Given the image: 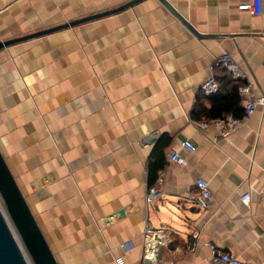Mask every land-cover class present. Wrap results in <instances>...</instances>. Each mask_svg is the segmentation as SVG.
I'll return each instance as SVG.
<instances>
[{
    "label": "crops",
    "instance_id": "1",
    "mask_svg": "<svg viewBox=\"0 0 264 264\" xmlns=\"http://www.w3.org/2000/svg\"><path fill=\"white\" fill-rule=\"evenodd\" d=\"M133 1L0 0V38ZM167 2L208 37L160 0H142L0 52V151L58 264H148L147 222L162 231L158 264H212L208 243L264 264V106L224 135L198 93L227 54L254 83L239 96L243 116L264 98V0L262 14L239 10L252 0ZM214 76L230 99L231 76L221 67ZM200 179L213 196L203 209L186 201Z\"/></svg>",
    "mask_w": 264,
    "mask_h": 264
},
{
    "label": "water",
    "instance_id": "2",
    "mask_svg": "<svg viewBox=\"0 0 264 264\" xmlns=\"http://www.w3.org/2000/svg\"><path fill=\"white\" fill-rule=\"evenodd\" d=\"M142 1L136 0L127 5L112 11L85 17L75 20L58 27L43 30L26 36L4 40L0 38V52L17 44H21L33 39H37L46 35L60 32L69 28H73L88 22L103 19L105 17L116 14L120 11L132 7L135 3ZM172 14H174L187 28L198 38L203 36L192 27L168 2L160 0ZM0 198L6 209V212L19 235L21 242L30 257L33 264H58L54 254L52 253L31 209L24 197L16 179L9 169L4 156L0 151ZM184 208V207H182ZM159 210V208H158ZM186 210V209H183ZM160 211V210H159ZM193 212V210H190ZM192 247L196 245L197 239L194 235L189 236ZM163 247L160 248L159 257ZM0 264H28L23 252L21 251L14 233L12 232L8 222L0 210Z\"/></svg>",
    "mask_w": 264,
    "mask_h": 264
},
{
    "label": "built area",
    "instance_id": "3",
    "mask_svg": "<svg viewBox=\"0 0 264 264\" xmlns=\"http://www.w3.org/2000/svg\"><path fill=\"white\" fill-rule=\"evenodd\" d=\"M239 10L248 11L251 14H262V0H252L251 3L243 4L239 6ZM224 68L226 72L231 76L234 81L242 83L238 88V94L241 98H250L252 96L254 90V83L249 80L248 76L242 72L240 66L236 64L232 58L225 54L219 58H216L214 63L212 64L211 70V78L206 81L200 88H199V95L204 97H215L220 92V86L214 76L216 68ZM258 106H264V98L254 99L248 101L246 103V111L242 118H235L230 115H222L221 117L215 119L213 123L217 126H221L225 124V128L223 130L224 135L229 134L231 132H235L242 123L246 122L256 111ZM181 148L188 150L191 153L195 152V147L187 142L182 141L180 143ZM170 160L176 163L179 166H186V160L180 156L178 152H174L170 156ZM158 198V191L155 188H151L149 190L147 201L153 203ZM213 199L210 187L208 182L203 179L197 181L196 184V191L189 192L186 195V201L191 204L196 205L197 207L203 209L206 208ZM251 196L249 193L242 196V201L246 204H250ZM0 210L4 214L8 225L10 226L16 241L24 254V257L28 264H33L30 257L28 256L19 235L17 234L7 212L3 205V202L0 198ZM109 221V220H108ZM162 235V231H157L152 229L150 222L146 223L144 236L147 240H150L147 248L144 252L143 261L148 264H158L157 256L161 240L159 237ZM154 236V238H153ZM206 246L210 250V261L212 264H244L242 263L235 255L221 251L217 248V246L213 243H208ZM170 264H178V263H170Z\"/></svg>",
    "mask_w": 264,
    "mask_h": 264
},
{
    "label": "trees",
    "instance_id": "4",
    "mask_svg": "<svg viewBox=\"0 0 264 264\" xmlns=\"http://www.w3.org/2000/svg\"><path fill=\"white\" fill-rule=\"evenodd\" d=\"M232 83H234L232 88V97L230 99H226L224 97H221V91L220 93L215 97H203L206 99H209L212 102V108L209 113V117L213 119H217L221 117L222 115H230L235 118H242L243 113L240 109V97L238 95V88L242 84L240 82H235L231 80ZM232 100V101H231ZM227 101L229 103H227ZM239 109L241 110L240 113H238Z\"/></svg>",
    "mask_w": 264,
    "mask_h": 264
}]
</instances>
